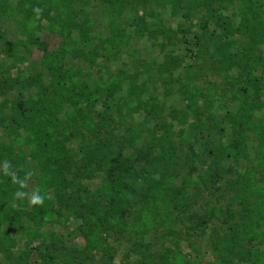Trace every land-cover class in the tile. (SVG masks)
I'll return each instance as SVG.
<instances>
[{
  "label": "rangeland",
  "instance_id": "rangeland-1",
  "mask_svg": "<svg viewBox=\"0 0 264 264\" xmlns=\"http://www.w3.org/2000/svg\"><path fill=\"white\" fill-rule=\"evenodd\" d=\"M0 1L18 5L20 0ZM101 2H72L75 10L88 14L92 25L85 49L81 48L80 33L67 30V39L77 47V55L65 54L61 67L74 71L72 78L86 77L89 87L95 86L97 80L107 81L110 75L118 72L124 73L126 79L110 96L109 108L104 109L98 101L93 106L97 137L86 130L63 137L61 127L58 128V139L64 140L71 157L66 176H77L89 189L88 194L97 195L104 174L96 171L92 178L82 176L84 153L99 143L113 151L121 147L124 155L136 161L138 170H146L152 177L157 178V172L166 169L179 173V179L187 177L190 210L174 211L171 226L162 224L161 220L155 228L142 234L129 229L132 226L98 234L92 239L101 243L97 246L95 242H86V238L91 237L89 231L94 228L87 208L82 207L75 213L65 209L58 220L42 223L33 241L28 240L23 229L31 223L25 216L37 196L35 179L41 169L28 155L27 146H19L16 141V138L25 137V132L3 120L17 117L19 99L27 108L36 104L40 87L30 82L31 77L41 74L44 84L50 81L41 63L43 50L36 43L45 42L47 50L54 53L63 37L58 30L46 28L47 20L42 19L40 27L33 29L29 38L20 32L21 13L0 14V148L6 145L15 154H23L17 164L27 175V179L15 180L17 172H12L8 165L15 156L12 152L7 156L6 150L0 152V221L10 239L9 253H0V264H13V255L20 251L29 253L27 264H104L109 260L105 257L106 248L112 255L111 264H145L150 260L160 264L159 256L167 250L169 254L171 250H180L194 260L193 264H215L213 243L226 232L224 217L209 215L214 222L208 223L203 233L193 227L194 214L202 213L212 204L222 209L240 207L238 199L248 169L256 167L257 141L250 133L246 145L240 149L228 146L231 130L223 117L228 111H236L242 97L249 96L251 100L264 97V91H256L253 85L248 91L240 89L247 68L264 81V40L250 48L248 36L236 31L240 20L239 0H177L173 6L163 0H126L127 5L114 15L113 21L102 13L104 4ZM257 3L255 6L260 7L264 22V0ZM57 11L53 9L52 15ZM140 16L146 23L141 32L137 31ZM82 18L79 13L75 21L81 24ZM221 22L229 23L233 32H227ZM107 38L115 40L114 51L108 52L110 59L102 56L106 53L104 42ZM7 41L17 45L23 42L12 51L7 49ZM229 54H235L236 65L230 66L226 59ZM148 103L154 105L155 115L152 109L144 108ZM98 111L103 114L97 115ZM216 123L225 127V135L215 127ZM208 127L211 137H219L224 147L217 174L211 170V185L205 172L212 162L206 151L209 143L204 130ZM129 138L133 139L132 144H128ZM168 143L176 148L178 166L164 164L166 154L163 150L169 148ZM155 155L160 165L154 162ZM254 177L262 186L264 169H256ZM7 181L9 184L4 185ZM141 183L142 180L135 178L133 185L138 188ZM18 192L23 195L17 196ZM77 193L84 201L87 192L78 190ZM62 198L60 195L58 200ZM19 218L24 228L17 227ZM131 219L129 217L127 222ZM50 247L55 248L57 254L52 259L48 257ZM227 260L238 262L234 256Z\"/></svg>",
  "mask_w": 264,
  "mask_h": 264
},
{
  "label": "trees",
  "instance_id": "trees-1",
  "mask_svg": "<svg viewBox=\"0 0 264 264\" xmlns=\"http://www.w3.org/2000/svg\"><path fill=\"white\" fill-rule=\"evenodd\" d=\"M73 1L20 0L18 5L0 1V14L12 15L16 12L22 14L21 19L17 20L20 22L19 28L22 34H26L30 38L33 34L32 30L40 27L41 20L45 19L47 20L46 28L53 31L58 30L63 37L58 50L54 53L47 50L45 42L36 43L43 50L41 63L46 67L50 81L48 84H44L41 74L31 77L30 82L40 87L36 104L27 108L19 99L17 117L3 120L7 123H14L17 129L25 132V137L19 140L16 138V141L19 146L22 144L27 146L28 155L39 164L41 169V174L35 179L37 191L35 199H38V202L31 204V210L25 216L31 225L24 228V222L20 218L17 219L16 225L18 228H24L25 236L28 240L33 241V236L42 223L58 220L65 209L69 213H75L78 209L86 207L94 225V228L89 231L91 237L86 238V242L89 244L95 242L92 240L94 236L116 230L118 227L129 228L132 226L129 229L142 234L147 229L155 228L161 220L162 224L171 226L173 222L171 213L174 211L189 212L192 204L190 202L191 194L188 191L189 179L184 176L179 179V173L173 169L170 171L168 169L160 170L157 172V178L152 177L149 172H145L146 170H138L135 167L136 161L129 155H124L121 147L119 150L113 151L106 148L104 143H99L85 151L84 163L80 169L82 176L85 175L88 178H92L96 171L103 172L104 176L97 195L88 194L89 189L78 180L77 176L71 178L66 176L71 157L69 151L64 147V140L58 139V128L61 127L60 133L63 137L78 135L81 130H86L88 134L97 137L98 131L93 118V106L98 101L104 109L109 108L110 96L121 88L126 79L124 73L118 72L110 75L107 81L97 80L95 86L89 87L86 77L72 78L71 75H74V71L67 70V68L62 69L61 61L65 54L77 55V47L67 39V30L69 32L77 30L80 33L81 48L85 49L92 25L88 14L82 10L78 12L73 8ZM80 1L84 3L86 0ZM163 1L173 6L177 0ZM239 1H241L238 3L240 20L236 31L240 35H247L248 47L255 48L258 43L264 40L261 9L255 6L260 0H251L249 3L246 0ZM99 2L104 4L102 13L107 14L112 21L114 15L127 5L126 0H99ZM36 8L41 9L39 17L34 12ZM53 9L58 10L56 15H52ZM79 13L83 16L81 24L75 21ZM137 20L139 22L137 31L141 32L146 28L145 19L140 16ZM221 24L224 25L227 32H233L229 23L221 22ZM22 42L19 41L18 45H21ZM7 43L8 50L18 49L17 43L9 41ZM114 44V39L107 38L104 42L106 53H103L102 56L105 59L111 58L108 52L114 51ZM226 59H229L230 66L238 63L235 61L237 60L235 54L227 55ZM241 81L240 89L242 91H248L251 85L256 91L260 89L264 91V81L255 77L248 68ZM144 108L152 109V113L155 115L154 105L148 103ZM27 111L30 112V116L27 115ZM101 114L103 113L97 112V115ZM184 119L182 121L185 123ZM223 120L229 124L231 130V142L228 146L240 149L246 145L251 135L257 141L254 153L256 167L248 169V177L242 187L241 197L238 199L240 207L233 206L222 209L212 204L202 213L194 214L193 227L205 233L206 225L214 222L210 217L222 215L226 232L213 243L212 252L215 254V264H234L233 261L227 260L229 256L237 258L238 262L235 264H264V184L259 186L254 177L256 169L259 167L264 169V97L262 99L257 97L256 100H251L249 96L242 97L236 111H228ZM215 127H218V130L224 132L225 135L224 126L216 123ZM195 128L197 129V127ZM204 131L208 138L207 143H209L206 151L212 157V162L208 164L205 171L206 179L209 180V184L210 182L212 184L211 170H214V175L217 174L224 147L219 137H211L209 127ZM250 133L252 134L250 135ZM16 135L19 137V134ZM127 142L132 144L133 139L129 138ZM168 147L165 151L163 150L166 154L165 166H178L176 148L169 143ZM11 149L6 145H1L0 152L6 150V155L10 157ZM11 154L15 156V159L8 165L12 172L15 170L17 172L14 179H27L23 168L17 164L23 154L17 155L14 152ZM154 159L156 160L154 162L160 165L156 155ZM134 177L142 180L138 188L133 185ZM8 184L7 181L4 185ZM17 187L22 188L21 185H17ZM78 190L87 192L84 201L77 193ZM60 195L63 197L61 201L58 200ZM129 217L132 219L127 222ZM8 234L7 230L2 229L0 221V253L3 251L9 253ZM100 244L98 241L95 242L97 246ZM95 248L99 249L100 247ZM55 250L50 247L49 259L57 256ZM169 252L170 250H167L166 253L159 256L160 264L194 263L190 256L187 257L180 250H171L170 254ZM104 253L105 257L109 259L104 264H111L112 255H110L109 249L106 248ZM224 253H227V256ZM28 255L29 253L25 251L13 255V264H27ZM145 264H155V262L150 260Z\"/></svg>",
  "mask_w": 264,
  "mask_h": 264
},
{
  "label": "clouds",
  "instance_id": "clouds-1",
  "mask_svg": "<svg viewBox=\"0 0 264 264\" xmlns=\"http://www.w3.org/2000/svg\"><path fill=\"white\" fill-rule=\"evenodd\" d=\"M34 12L36 13L37 17H39V14L41 13V9L36 8V9H34ZM16 195L17 196H22L23 193H19L18 192ZM37 202H38V199H33V201H32V203H37Z\"/></svg>",
  "mask_w": 264,
  "mask_h": 264
}]
</instances>
